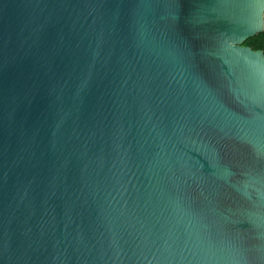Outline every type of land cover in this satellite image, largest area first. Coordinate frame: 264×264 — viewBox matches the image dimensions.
<instances>
[{
    "label": "water",
    "instance_id": "obj_1",
    "mask_svg": "<svg viewBox=\"0 0 264 264\" xmlns=\"http://www.w3.org/2000/svg\"><path fill=\"white\" fill-rule=\"evenodd\" d=\"M264 0H0V264H264Z\"/></svg>",
    "mask_w": 264,
    "mask_h": 264
},
{
    "label": "trees",
    "instance_id": "obj_2",
    "mask_svg": "<svg viewBox=\"0 0 264 264\" xmlns=\"http://www.w3.org/2000/svg\"><path fill=\"white\" fill-rule=\"evenodd\" d=\"M243 44L251 47L253 50H262L264 53V31L246 39Z\"/></svg>",
    "mask_w": 264,
    "mask_h": 264
}]
</instances>
